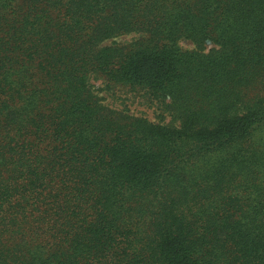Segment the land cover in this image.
Segmentation results:
<instances>
[{"label":"trees","instance_id":"1","mask_svg":"<svg viewBox=\"0 0 264 264\" xmlns=\"http://www.w3.org/2000/svg\"><path fill=\"white\" fill-rule=\"evenodd\" d=\"M0 264H264V0H0Z\"/></svg>","mask_w":264,"mask_h":264},{"label":"rangeland","instance_id":"2","mask_svg":"<svg viewBox=\"0 0 264 264\" xmlns=\"http://www.w3.org/2000/svg\"><path fill=\"white\" fill-rule=\"evenodd\" d=\"M137 37L138 35L131 34L118 38L117 42L125 44ZM111 42L112 41L107 44H111ZM180 44L184 49L193 48L192 43L189 41H181ZM211 47H213V45H207L208 49ZM94 84L100 95L104 97L105 103L115 109L129 111L138 116H144L153 122H169L171 120V117L168 114H164L159 105L146 101L141 95L132 94L119 88H113L107 91L103 81H95Z\"/></svg>","mask_w":264,"mask_h":264}]
</instances>
